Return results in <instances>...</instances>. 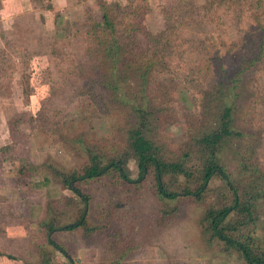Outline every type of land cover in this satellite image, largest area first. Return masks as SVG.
<instances>
[{
    "label": "rangeland",
    "instance_id": "rangeland-1",
    "mask_svg": "<svg viewBox=\"0 0 264 264\" xmlns=\"http://www.w3.org/2000/svg\"><path fill=\"white\" fill-rule=\"evenodd\" d=\"M146 1L144 26L154 36L175 27V48L156 75L144 79L118 75L116 91L113 85L98 91L73 81L78 67L84 70L91 64L85 58L86 23H101L104 6L117 11L116 6L130 8L142 4L141 0H0V151L8 152L0 163V236H11L7 242L19 264H113L120 255L104 253L94 243L111 234L108 215L113 204L121 211L133 206L138 214L133 248L122 264H244L236 252L223 251L216 241L210 244L201 225L205 209L216 205L225 192L217 178L200 206L182 200L176 215L164 224L147 194L130 202L122 190L90 184L79 189L88 198L85 205L54 178L56 172L80 174L88 160L85 149L106 153L122 146L136 120L124 98L147 97L149 137L159 138L174 154L190 136L210 131L217 122L212 114L220 109L218 92H227L231 84L226 81L221 88L220 77L204 71L200 52L208 44L212 56L216 50L222 55L229 50L227 67L235 68L236 54L244 52L236 47L234 25L211 24L207 19V23L188 25L177 16V0ZM236 29L244 31L246 25ZM261 65L248 67L238 81V109L253 101L255 92L247 87L261 75ZM19 117L20 133L12 138L8 122ZM243 118L245 125L238 128L244 137L230 142L221 155L236 180L239 163L247 158L264 171V106ZM127 169L129 178L137 179L139 170L133 160ZM26 170L34 175L27 177ZM261 174L259 181L264 184ZM257 204L261 214L255 233L264 239V200ZM83 211L87 226L99 228L91 237L79 225ZM53 217L59 227L75 225L70 231L57 228L47 239L52 238L66 255L47 245L49 233L40 227V222ZM103 228L106 233L99 235Z\"/></svg>",
    "mask_w": 264,
    "mask_h": 264
},
{
    "label": "trees",
    "instance_id": "trees-1",
    "mask_svg": "<svg viewBox=\"0 0 264 264\" xmlns=\"http://www.w3.org/2000/svg\"><path fill=\"white\" fill-rule=\"evenodd\" d=\"M141 1L142 4H131L130 8L116 6L117 11L104 6L101 23H86L85 58L89 57L91 64L84 70L78 67V75L73 81H83L88 88L98 91L113 85L116 91L115 78L118 75H139L144 79L158 73L165 58L170 57L171 49L176 46L177 29L168 27L154 36L143 24L149 6L146 0ZM198 1L177 0L179 19L185 18L190 23L188 25L207 23L205 19L211 24H233L231 32H235L232 36L238 43L236 47L244 52L236 54V66L231 70L227 67L229 59L226 58L230 54L229 50H225L224 55L216 50L212 56L213 51L208 44V48L200 52L204 53L201 58L204 71L218 75L221 88L226 81L231 84L227 86V92H218L216 100L219 101L220 109L212 114V118L217 117L213 128L202 134V131H197L177 154L171 153L161 145L159 138L149 137L147 97L141 101L124 98V102L130 104L134 111L136 120L127 129L122 146L106 153L103 149H85L88 160L80 174L56 172L53 173L54 178L81 198L85 205L88 204V198L79 189L90 184L122 190L130 202L134 201L136 195L147 194L156 203L160 224L176 215L177 206L182 200L200 206L210 193L211 181L217 178L223 183L225 192L218 198L216 205L205 209L201 220L208 242L211 244L216 241L225 252H236L244 264H264V239L255 233L261 214L257 203L264 200V184L259 181L264 171H260L261 168L247 158L239 163V179L236 180L221 157L230 142L244 137L239 129L245 125L243 117L264 106V0H201L202 4H198ZM241 25H246L244 31L236 29ZM255 63L262 64L261 75L247 87L255 92L254 99L248 105L246 103L244 109H238V95L235 93L238 81L248 67ZM21 123V117L8 122L12 138L20 133ZM6 153L7 149L0 151V163L7 159ZM130 160L136 163L139 170L135 180L128 175L127 163ZM22 171L23 168L19 167L18 172ZM25 175L31 177L34 173L26 170ZM120 207L118 204L111 206L108 215V223L112 227L110 236L105 239L100 236L94 241L103 248L104 253L117 252L120 255L113 264H122L130 257L128 255L133 248L131 243L138 231V214L132 210L133 206L130 210L122 211ZM83 216L84 211L79 225L86 237L93 231H99V228H89L82 220ZM40 227L47 233L55 234L57 228L64 227L65 231H70L75 225L59 227L57 219L53 217L40 222ZM103 232L104 228L99 235H104ZM47 239L48 234L47 245L62 249L52 238ZM61 253L64 254L63 249Z\"/></svg>",
    "mask_w": 264,
    "mask_h": 264
},
{
    "label": "crops",
    "instance_id": "crops-1",
    "mask_svg": "<svg viewBox=\"0 0 264 264\" xmlns=\"http://www.w3.org/2000/svg\"><path fill=\"white\" fill-rule=\"evenodd\" d=\"M4 237L0 236V264H19L20 261H18L13 254L15 249L12 248V250L10 248L12 244L7 242L8 240H11V238H9L11 236ZM3 249L5 251H2Z\"/></svg>",
    "mask_w": 264,
    "mask_h": 264
},
{
    "label": "water",
    "instance_id": "water-1",
    "mask_svg": "<svg viewBox=\"0 0 264 264\" xmlns=\"http://www.w3.org/2000/svg\"><path fill=\"white\" fill-rule=\"evenodd\" d=\"M61 229H64V228H61ZM56 231H58V230H56ZM53 232H50L49 234H48V237H50V235L52 234ZM65 255H66V253H64ZM70 260V259H69ZM71 261V260H70Z\"/></svg>",
    "mask_w": 264,
    "mask_h": 264
}]
</instances>
